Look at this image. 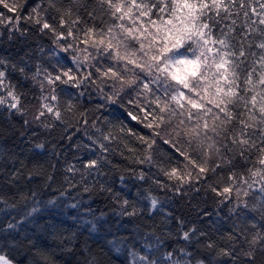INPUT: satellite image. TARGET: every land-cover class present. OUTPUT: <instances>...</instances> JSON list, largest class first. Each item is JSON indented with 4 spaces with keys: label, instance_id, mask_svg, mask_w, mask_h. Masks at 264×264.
<instances>
[{
    "label": "snow or ice",
    "instance_id": "obj_1",
    "mask_svg": "<svg viewBox=\"0 0 264 264\" xmlns=\"http://www.w3.org/2000/svg\"><path fill=\"white\" fill-rule=\"evenodd\" d=\"M53 249L264 264V0H0V264Z\"/></svg>",
    "mask_w": 264,
    "mask_h": 264
},
{
    "label": "trees",
    "instance_id": "obj_2",
    "mask_svg": "<svg viewBox=\"0 0 264 264\" xmlns=\"http://www.w3.org/2000/svg\"><path fill=\"white\" fill-rule=\"evenodd\" d=\"M58 195V192L54 191V190H48L46 192V194L42 197V199L44 200H47V199H50V198H54ZM94 207H100L102 208L103 205H94ZM49 210H53V209H49ZM55 213H56V219L59 221V220H63L65 221V227H70L72 224H73V220H72V215H74V212L72 210H68V209H64V208H60V209H55L54 210ZM42 215L45 217V218H48V211H44L42 213ZM131 227V226H129ZM125 233L121 232V235H124ZM48 239V242L51 243V238H47ZM108 239H112V236L111 234L108 236ZM56 257L58 258L59 260V264H64L65 260H68V261H71L72 260V257L71 256H66V255H63L62 256V253L59 249H53ZM115 255V253H114ZM127 253L126 252H121L120 253V257H121V261H124L125 260V257H126ZM62 257V258H61ZM130 259V258H128Z\"/></svg>",
    "mask_w": 264,
    "mask_h": 264
}]
</instances>
